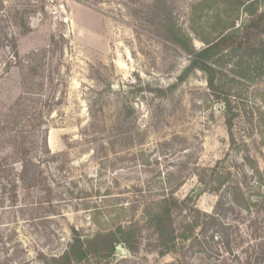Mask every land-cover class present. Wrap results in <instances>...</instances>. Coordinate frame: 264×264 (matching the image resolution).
<instances>
[{"label":"rangeland","instance_id":"rangeland-1","mask_svg":"<svg viewBox=\"0 0 264 264\" xmlns=\"http://www.w3.org/2000/svg\"><path fill=\"white\" fill-rule=\"evenodd\" d=\"M196 1L0 0V264H46L73 229L84 238L119 225L134 229L133 252L119 242L125 255L81 264H264V62L257 73L256 56L229 40L210 58L229 90L231 142L206 74L174 85L190 56L164 38L166 17L202 48ZM263 8L245 2L223 35ZM240 55L248 66L235 65ZM219 182L223 229L196 228L160 255L145 212L169 192L188 198L173 215L181 227L193 208L214 212L218 195L203 189Z\"/></svg>","mask_w":264,"mask_h":264},{"label":"trees","instance_id":"trees-1","mask_svg":"<svg viewBox=\"0 0 264 264\" xmlns=\"http://www.w3.org/2000/svg\"><path fill=\"white\" fill-rule=\"evenodd\" d=\"M247 1L249 0H198L192 5L189 19L190 29L203 42L204 46L200 49H195L191 46L189 37L179 28H175L174 23L168 16L166 17L167 34H163L165 39L175 42L190 56L188 65L177 77V83L174 85L184 81L196 69L203 71L206 74L207 86L212 95L215 99L223 101L225 105L223 116L231 142L233 141L232 122L235 114L232 111V105L228 97L229 90L224 91L222 89L224 87L223 84L217 81V69L211 64L210 58L214 53L220 51L224 40H229L234 43L233 45L236 43V47L244 51L245 55L254 54L256 56L254 69H256L257 73L262 72L264 62V8L250 14L249 19L242 25L238 36L223 35L226 30L235 26L240 8ZM214 33L219 36L214 35ZM8 40L15 39L12 36ZM11 55L15 59L18 58L14 41L11 44ZM242 59L243 56L240 55L235 63L238 68L244 63H247L246 66H248V62ZM174 85L169 86L168 89L171 90ZM260 114L259 112L258 115ZM42 142L46 146V138L44 136L42 137ZM252 169L260 179L262 173L254 166ZM198 178L203 183L202 178L200 176ZM222 186L223 183L219 182L216 186L203 189V191L213 192L218 195L214 212L207 214L193 208V214H190V218L181 227L176 228L173 215L174 213L186 211L185 202L189 200L188 198L179 200L173 196L172 192H169L161 198L154 209L145 212L146 226L155 236L156 248H158L160 255L166 254L175 246L177 241L195 239L194 231L196 228H199V232L206 231L211 227L223 229L222 223H220L221 217L218 207L222 202L221 197H228V194H223ZM232 196L234 197L233 191L231 192V198ZM232 199L234 200V198ZM232 199L229 200L230 204H234ZM249 203V199H245L242 196L241 207L248 210ZM134 234L132 227L123 228L119 225L115 231L98 232L91 237L82 238L78 231L73 229L72 240L66 250L61 255L50 258L46 264H81L92 256L108 259L115 252V247L119 242L124 243L127 249L133 252L132 240Z\"/></svg>","mask_w":264,"mask_h":264},{"label":"water","instance_id":"water-1","mask_svg":"<svg viewBox=\"0 0 264 264\" xmlns=\"http://www.w3.org/2000/svg\"><path fill=\"white\" fill-rule=\"evenodd\" d=\"M217 108H220V105H217ZM115 252L116 253H121L123 255H125L127 253V251L122 247L121 244L116 245Z\"/></svg>","mask_w":264,"mask_h":264}]
</instances>
